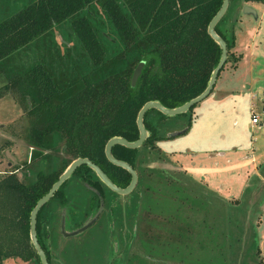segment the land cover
Masks as SVG:
<instances>
[{
    "label": "rangeland",
    "instance_id": "1",
    "mask_svg": "<svg viewBox=\"0 0 264 264\" xmlns=\"http://www.w3.org/2000/svg\"><path fill=\"white\" fill-rule=\"evenodd\" d=\"M28 1L32 0H0V19ZM244 4L253 6L258 15L244 12ZM230 9L221 28L229 33L234 27L232 51L235 56L221 69L218 85L224 81L232 83L231 68L241 59L237 71H244L236 80L234 96L225 102L215 100L217 95L201 99L188 112L192 119L187 131L159 139V151L141 149L136 154L141 183L129 194L111 192L104 187L105 212L88 229L65 238L59 236V211H55L52 220L55 227L50 228L54 245L50 249V264H143L144 259L150 264H264V181L260 182L258 175L251 173L250 177L245 176L249 178L248 183L238 190L240 173L248 170L240 162L255 151H264V123L251 127L249 111L254 100L250 91L257 84L264 88V1L234 0ZM101 30L111 33L107 27ZM54 32L56 47L52 49L53 57L57 60L60 57V64L56 62L58 66L66 67L71 73L86 70V59L78 41L65 38L75 35L69 25H55ZM41 51V46H33L14 54L8 60L9 68L5 66L7 71L0 70V86L10 80L16 65L25 66L37 60ZM244 82H250L253 87L247 88ZM30 101L27 89L19 86L0 98V174L15 171L25 182L34 180L41 170L59 172L72 161L64 149V140L57 133L53 148H39L29 142L26 136L34 123ZM148 118L156 124L161 120L156 112H151ZM186 121V115L165 117L161 131L164 133L169 125ZM40 149L41 153L33 159L34 151ZM220 150L229 154L231 160L224 163L235 164V170L225 168L220 172L223 179L220 186L223 190L229 188V194L206 187L201 178L192 176L182 165L183 161L199 160L208 154H219ZM238 155L241 157L236 159ZM213 164L211 161L209 165ZM77 177L71 176L63 190L76 204H81V201L87 202L85 197L91 192L75 179ZM228 183L230 187L224 186ZM55 203V200L49 201L46 207H54ZM110 209L114 210V225ZM118 224L126 231V242ZM151 248H156L152 254L149 253ZM3 264L41 262L37 257L29 260L10 257L4 258Z\"/></svg>",
    "mask_w": 264,
    "mask_h": 264
},
{
    "label": "trees",
    "instance_id": "2",
    "mask_svg": "<svg viewBox=\"0 0 264 264\" xmlns=\"http://www.w3.org/2000/svg\"><path fill=\"white\" fill-rule=\"evenodd\" d=\"M222 1H28L0 19V70L7 71L8 60L21 50L41 46L43 51L26 67H14L10 80L0 86V98L17 86L27 89L31 100L30 114L34 117L26 136L29 142L39 148H53L57 133L64 140L65 151L72 157L70 161L76 156H88L112 181L124 187L130 182L131 173L109 161L104 154L106 142L113 135L129 141L138 138L136 116L148 99L175 107L207 86L221 54V47L208 33L207 25ZM233 1L230 0L226 13L215 26L228 45L226 62L235 56L232 51L235 32L232 27L227 33L221 23L227 18ZM64 23L75 34L65 38L78 41L86 59V70L71 73L66 67L58 66L60 57L58 60L53 57L52 47H56L54 27ZM105 27L111 33L101 30ZM140 59L145 60L144 67L136 84L132 85L131 75ZM195 105L175 115L149 108L143 117L148 130L143 144L130 148L120 143L112 146L114 156L136 168L139 174L136 186L142 178L136 154L141 149L159 151L157 141L172 136L167 135L166 130L162 133L163 119L186 115L188 121L185 124L189 126L192 118L188 112ZM151 112L159 114V123L148 118ZM40 153L41 149L34 151L32 158H37ZM61 171L41 170L28 182L20 179L15 171L0 174V264L10 257L21 260L37 257L41 262L30 237V214ZM71 175L85 178L103 196L107 195L104 187L110 190L86 163L77 166ZM66 181L50 200L62 196ZM46 203L37 216L42 246L41 216ZM259 248L257 245V251ZM153 249L149 253L152 254ZM46 253L48 256L49 250ZM142 262L150 264L148 259Z\"/></svg>",
    "mask_w": 264,
    "mask_h": 264
},
{
    "label": "water",
    "instance_id": "3",
    "mask_svg": "<svg viewBox=\"0 0 264 264\" xmlns=\"http://www.w3.org/2000/svg\"><path fill=\"white\" fill-rule=\"evenodd\" d=\"M230 0H223L221 5L216 11V14L210 19L207 28H208V33L210 36L214 39L216 43H218L221 47V54L219 57V60L217 61V65L214 67V69L211 72L210 78L208 80L207 86L197 95L189 98L185 102H183L181 105L175 106V107H168L164 106L160 101L156 99H148L147 102H145L142 107L139 109L136 119H137V125L139 129V134L138 138L135 140H128L127 138L120 136V135H113L105 144L104 147V154L107 156L110 162H113L117 165L122 166L125 168L129 173H131V179L130 182L122 187L117 185L114 181L111 180L108 174L102 169V167L93 161L91 158L88 156H76L60 173L58 179L50 186V188L38 199L36 205L33 207L31 210L30 214V237L31 241L36 248L41 262L43 264H50V261L48 259L46 250L44 247H42V244L39 241L38 238V230H37V216L38 213L41 209V206L44 205L48 200H50L53 195L55 194L54 192L59 188V186L66 181L71 174L76 170V167L86 163L89 167L95 171V173L98 175V177L104 182V184L112 191L119 192L121 194H129L131 193V190L136 186L139 174L137 173L136 168L129 163L126 160L120 159L117 156H114L112 153V146L114 144L120 143L125 145L126 147H139L140 145L143 144V142L147 138L148 130L146 129L145 123H144V114L149 108H156L159 111H161L163 114H168V115H175V114H180L185 111H187L190 107L193 105L199 103L201 99L206 97L210 92L213 90L216 80L218 77V74L222 67L225 65V62L227 60L228 56V45L226 44L225 38L216 31V23L218 20L226 13L227 7L229 5ZM242 9L244 12L247 13H254L255 16L258 15L257 10L253 7L250 6L249 4H244L242 6ZM145 60L140 59L137 63L136 66L132 72L130 83L132 85L136 84V81L139 77V75L142 72V69L144 67ZM188 125H185L182 129L173 131L168 134H179L182 133L187 129ZM103 203V200H102ZM98 216V213L95 214L94 217L86 220L83 224L78 226L77 229L69 232L68 234L70 235H77L79 232H82L86 229H88L89 226H91L95 221ZM61 228L63 227V223L61 224Z\"/></svg>",
    "mask_w": 264,
    "mask_h": 264
},
{
    "label": "crops",
    "instance_id": "4",
    "mask_svg": "<svg viewBox=\"0 0 264 264\" xmlns=\"http://www.w3.org/2000/svg\"><path fill=\"white\" fill-rule=\"evenodd\" d=\"M240 60L241 59H239V61ZM239 61L237 62L238 64L234 68H231V71H233V73H231V74H233L231 76L232 83L225 84L226 81H224L222 84L218 85V78H219V76H221V74H220L221 71H220V73L217 77V80H216L217 82H216L213 90L211 91L210 94H208L204 98H207L208 96H212V95H217V96H215L216 98H214L215 100H218L219 102H225V100L227 98H231L232 96H234V91L236 90V87L238 84L236 80L241 78L242 72L244 71V70L237 71L238 68L240 67ZM224 78H226V77L224 76ZM222 81L223 80H221V82ZM251 81H253V80L251 79ZM245 83H246L247 88L250 89L251 87H253V85L250 82H244V84ZM256 88H257V90H255ZM256 88L250 91L251 98L255 99L254 95L256 92V98L259 101V103H264V88H263V86L260 84H257ZM250 123H251L250 124L251 127H255V125H258V124H259L258 126H262L264 121H262L260 123H255V125H253L252 122H250ZM185 125H187V124H185V122L179 123L176 125H169L170 128L166 131V134L172 135V136L182 134L184 131L182 133H179V134H168V133H171V132L176 131V130H180ZM188 128H189V126L187 127V129L185 131H187ZM158 141H157V143H158ZM232 153L236 154V151H232ZM237 153H241V152L237 151ZM228 157H229V154L220 150L219 154L218 153L217 154H208V155H206V157H204L202 159H200L201 158L200 157L199 160H188L186 163L183 161L182 165H183V168L184 167L187 168L186 170L188 172H190L192 176H195V178H197V179L201 178V181L205 182L206 187L208 186L209 188L219 189V190H222L225 193L229 194V193H231L230 192L231 190L229 188H228V190H223L220 186V184L223 182V179H222V176L220 175V172H222V170L225 168H233L235 166V164H232L231 162H229L228 164L224 163L225 161H231V160H229ZM238 157L240 158L241 155H238L236 159H238ZM204 159H205V161H203ZM260 159H263V160H260ZM209 160L213 161L214 164L209 165L211 162ZM200 161H202V162H200ZM206 162H209V163H206ZM240 163H242L243 166L248 168V170L245 171V173L244 172L240 173L241 179H240L238 190H240V186L248 183L249 178L245 179V176H249V175H251V173L252 174L254 173L253 176L258 175L257 180H260V182L264 181V169L262 168L264 166V151L259 152V153H257L255 151V153L249 154L247 157L242 159V161ZM245 167H243V169ZM233 170H235V169L233 168ZM230 183H231V180H230ZM224 186L230 187V184L228 183V184H225ZM228 194H226V195H228ZM226 197L229 198L228 196H226ZM263 217H264V210H262V219H263Z\"/></svg>",
    "mask_w": 264,
    "mask_h": 264
},
{
    "label": "flooded vegetation",
    "instance_id": "5",
    "mask_svg": "<svg viewBox=\"0 0 264 264\" xmlns=\"http://www.w3.org/2000/svg\"><path fill=\"white\" fill-rule=\"evenodd\" d=\"M75 179L78 180L79 182L83 183L84 188L87 191L91 192V194H88L89 197H85L87 202L81 201V204H79L78 202L76 204L75 199H73L72 196H70L66 191H64L62 196H59L58 198L56 197L55 199H52V200L56 201V203L54 204L55 205L54 207H46V205L49 203V201H52V200H49L46 203L44 209L42 210L43 211L42 216H41L42 242L44 244L43 246H44L45 250H49L48 256H49L50 261L52 259V256L50 254L51 253L50 249L54 248L53 247L54 245L52 242V230L50 228H51V226H54L52 220L55 217L54 216L56 213L55 211H59V215H58L59 236L61 235L64 238H65V236L70 235V234H68L69 232L77 229L78 226L83 224L86 220L94 217L95 214L98 213V216L96 218V221H97L102 216L103 212H105L104 208L107 204V195L103 196L102 193L97 188H94L91 185H89V183L85 180V178L78 176ZM102 200H103V203H102ZM108 202H109V200H108ZM118 205H120V204L117 203V206ZM110 210H111V212H109V215L111 214L110 216L113 218L112 224L114 225L115 224V217H113L114 210H112V209H110ZM124 214H125V211L122 213V221H124L123 227L125 228V215ZM120 217L121 216H119V218ZM120 220H121V218H120ZM62 223H63L64 228H61ZM118 226H119V224H118ZM119 227H120V230H122L121 235H123L122 236L123 241L126 242V231L124 230L123 227H121V226H119ZM118 249H119V247H118Z\"/></svg>",
    "mask_w": 264,
    "mask_h": 264
},
{
    "label": "built area",
    "instance_id": "6",
    "mask_svg": "<svg viewBox=\"0 0 264 264\" xmlns=\"http://www.w3.org/2000/svg\"><path fill=\"white\" fill-rule=\"evenodd\" d=\"M254 98L255 99L251 102L249 108L251 122L253 125H255V123L262 122L264 116V103H259L255 95Z\"/></svg>",
    "mask_w": 264,
    "mask_h": 264
}]
</instances>
